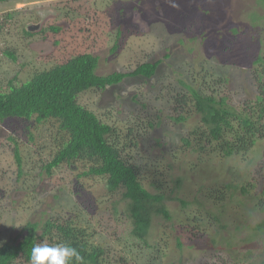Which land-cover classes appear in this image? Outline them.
Instances as JSON below:
<instances>
[{
	"label": "rangeland",
	"instance_id": "obj_1",
	"mask_svg": "<svg viewBox=\"0 0 264 264\" xmlns=\"http://www.w3.org/2000/svg\"><path fill=\"white\" fill-rule=\"evenodd\" d=\"M252 5V0L0 3L2 91L79 53L98 57L97 74L161 60L149 79L126 77L104 89L90 87L77 101L115 125L120 143L137 141L127 151L142 173L162 171L160 190L171 216L156 215L146 243L141 242L131 234L121 192H108L101 177L83 175L86 163H60L47 172L56 148L55 123L12 117L0 122V243L21 236L28 222L41 226L48 218H72L94 242L107 246L108 254L131 256L132 264H256L262 253L253 227L264 213L253 205L264 180V140L243 158L186 148L181 138L202 123L191 93L178 82L202 93L225 92L230 104H238L251 80V61L264 53V21L251 23L247 12ZM28 25H34L31 32L42 31L25 35ZM51 25L59 30L52 31ZM225 75L227 80L217 81ZM176 94L186 99L185 121L169 118L179 111ZM157 114L161 122L150 128L145 120L156 122ZM134 120L132 134L125 135ZM248 181L255 182V189L241 193L240 185ZM229 183L236 188L226 189ZM215 190L225 198L214 199Z\"/></svg>",
	"mask_w": 264,
	"mask_h": 264
},
{
	"label": "trees",
	"instance_id": "obj_2",
	"mask_svg": "<svg viewBox=\"0 0 264 264\" xmlns=\"http://www.w3.org/2000/svg\"><path fill=\"white\" fill-rule=\"evenodd\" d=\"M9 0H0V3ZM253 5L247 12L253 24L264 21V0H252ZM257 8V10L255 9ZM260 22V23H258ZM54 32L59 26L51 25ZM42 30L31 32L24 28L25 35H33ZM233 31L236 32V30ZM116 47L114 44L113 49ZM161 60L145 61L127 72L112 71L97 74L98 57L91 53H79L53 67L33 73L19 84L12 85L8 91L0 88V122L12 117L23 119L35 118L36 121H52L55 123V152L45 165L47 172L60 163H86L83 175L98 176L105 180L108 192L120 191L126 200L127 217L133 227L131 234L146 243L147 233L153 218L161 214L170 219V213L163 201L165 195L161 191L160 169L150 176L141 172V166L130 159L127 149L136 140L129 139L120 143L117 140V127L103 122L92 110L77 101V96L90 87L104 89L116 85L126 77L140 76L145 79L153 77ZM250 78L245 93L236 106L229 103L228 94L202 93L198 88L178 79L181 86L191 93L195 100L193 106L200 113L199 127L192 129L187 136L181 138L182 144L196 152L214 153L215 155L245 157L258 141L264 140V53L256 55L251 61ZM218 77L219 81H225ZM217 91V92H215ZM176 114L169 115L174 122L185 121L186 99L176 94L173 98ZM146 118L150 128L161 122ZM138 122L134 120L125 135L132 134V127ZM127 142H132L130 145ZM158 143V140H157ZM14 156L18 167L21 157L18 148H14ZM147 167V166H146ZM147 172H151V167ZM179 181V180H177ZM226 189L236 185L225 184ZM153 187V188H152ZM255 189V182L241 184V193ZM214 199L225 198L224 193L215 190ZM212 195V194H211ZM254 208L264 213V180L255 192ZM213 197V196H210ZM184 205V202L182 203ZM39 227L40 233H37ZM21 236L0 243V264H30V251L34 244L64 242L76 248L82 260H73L72 264H132V260L123 255L111 256L108 247L94 242L92 234L86 227L72 218H48L40 226L38 222H28L23 226ZM260 236L261 257L256 264H264V216L254 227ZM179 245V243H178ZM239 263V262H238ZM237 264V263H236Z\"/></svg>",
	"mask_w": 264,
	"mask_h": 264
},
{
	"label": "clouds",
	"instance_id": "obj_3",
	"mask_svg": "<svg viewBox=\"0 0 264 264\" xmlns=\"http://www.w3.org/2000/svg\"><path fill=\"white\" fill-rule=\"evenodd\" d=\"M82 257L76 248L64 242L34 244L30 251V264H72Z\"/></svg>",
	"mask_w": 264,
	"mask_h": 264
},
{
	"label": "water",
	"instance_id": "obj_4",
	"mask_svg": "<svg viewBox=\"0 0 264 264\" xmlns=\"http://www.w3.org/2000/svg\"><path fill=\"white\" fill-rule=\"evenodd\" d=\"M35 28H36V29L38 28V24L35 25ZM27 30H28V31H32V30H34V25H28Z\"/></svg>",
	"mask_w": 264,
	"mask_h": 264
}]
</instances>
